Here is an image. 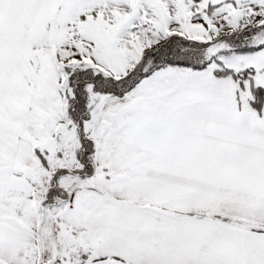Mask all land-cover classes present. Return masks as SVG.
<instances>
[{
  "label": "snow or ice",
  "instance_id": "obj_1",
  "mask_svg": "<svg viewBox=\"0 0 264 264\" xmlns=\"http://www.w3.org/2000/svg\"><path fill=\"white\" fill-rule=\"evenodd\" d=\"M0 264H264V0H0Z\"/></svg>",
  "mask_w": 264,
  "mask_h": 264
}]
</instances>
